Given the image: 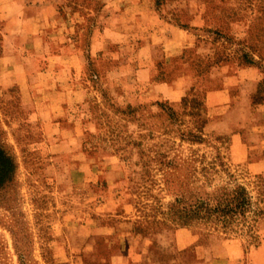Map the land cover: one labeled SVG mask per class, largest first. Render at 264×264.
I'll return each mask as SVG.
<instances>
[{
  "label": "rangeland",
  "instance_id": "obj_1",
  "mask_svg": "<svg viewBox=\"0 0 264 264\" xmlns=\"http://www.w3.org/2000/svg\"><path fill=\"white\" fill-rule=\"evenodd\" d=\"M0 148V264H264V0H0Z\"/></svg>",
  "mask_w": 264,
  "mask_h": 264
},
{
  "label": "trees",
  "instance_id": "obj_2",
  "mask_svg": "<svg viewBox=\"0 0 264 264\" xmlns=\"http://www.w3.org/2000/svg\"><path fill=\"white\" fill-rule=\"evenodd\" d=\"M12 170V160L0 148V182L5 181ZM175 204L171 206L176 208L179 217L184 221L214 218L222 222L224 227H229L246 223L251 197L244 185L235 182L232 188L223 187L213 192H206L205 195L190 196L188 199L180 197L176 199Z\"/></svg>",
  "mask_w": 264,
  "mask_h": 264
}]
</instances>
